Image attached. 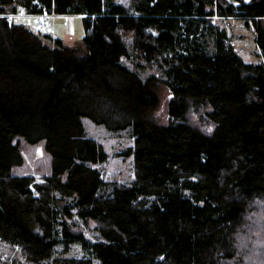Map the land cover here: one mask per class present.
Masks as SVG:
<instances>
[{"label":"trees","instance_id":"1","mask_svg":"<svg viewBox=\"0 0 264 264\" xmlns=\"http://www.w3.org/2000/svg\"><path fill=\"white\" fill-rule=\"evenodd\" d=\"M20 8L84 34L6 21ZM215 15L264 55V0H0L1 240L30 264H264V64ZM96 126L132 140L129 182L105 176ZM21 139L44 141L40 180L15 170Z\"/></svg>","mask_w":264,"mask_h":264},{"label":"rangeland","instance_id":"2","mask_svg":"<svg viewBox=\"0 0 264 264\" xmlns=\"http://www.w3.org/2000/svg\"><path fill=\"white\" fill-rule=\"evenodd\" d=\"M125 3L127 0H118ZM237 2V0H228ZM26 15L15 17L17 21H21ZM64 15L54 16L47 22V26L40 29L38 19L31 18L29 26L32 29H39L42 32H48L53 37H61L64 42L72 44L79 42L84 34V25L82 17H63ZM20 18V19H19ZM214 21L220 26L226 28L230 38L246 62H255L264 64V55L256 44L255 31L253 27H247L244 20L240 17H221L214 16ZM161 103L157 111L158 119L167 121L166 104L169 98L167 88L160 89ZM195 122L199 123L197 115L193 116ZM202 129L210 131L209 126L202 122ZM92 132L101 140L104 147L108 150L109 156L105 163L99 165L103 167L105 176L111 174L116 175L120 181L129 182L132 177V155H123L122 152L131 144L132 140L125 132L110 133L101 127H93ZM44 141L41 140L36 144H31L21 139L20 146L23 155V161L15 167L17 173L33 174L37 180L49 171V154L44 149ZM80 227V226H79ZM82 227V226H81ZM88 239L94 240L95 236L91 230H85ZM74 254L81 255V250H74ZM0 264H30L22 255L18 246L10 245L0 239Z\"/></svg>","mask_w":264,"mask_h":264},{"label":"built area","instance_id":"3","mask_svg":"<svg viewBox=\"0 0 264 264\" xmlns=\"http://www.w3.org/2000/svg\"><path fill=\"white\" fill-rule=\"evenodd\" d=\"M20 15H29L28 13H25L22 8L18 10L16 13H7L3 14L5 17L6 21L11 23L15 17L20 16ZM38 17V26L40 29H43L47 26L48 20L54 16H59L58 14H55L53 11L47 10V8H43V10L40 13L37 14H32Z\"/></svg>","mask_w":264,"mask_h":264},{"label":"crops","instance_id":"4","mask_svg":"<svg viewBox=\"0 0 264 264\" xmlns=\"http://www.w3.org/2000/svg\"><path fill=\"white\" fill-rule=\"evenodd\" d=\"M62 16V15H61ZM81 17V16H73V15H64L63 17ZM20 18H22V22H24L25 24H27L28 26H29V23H30V19L31 18H37L38 19V17L37 16H35V15H32V14H29V15H26V16H23V17H20ZM19 18V19H20ZM15 19V18H14ZM254 29V28H253Z\"/></svg>","mask_w":264,"mask_h":264}]
</instances>
